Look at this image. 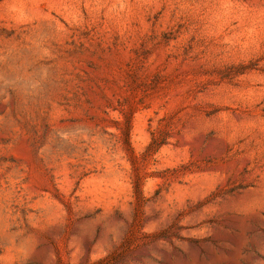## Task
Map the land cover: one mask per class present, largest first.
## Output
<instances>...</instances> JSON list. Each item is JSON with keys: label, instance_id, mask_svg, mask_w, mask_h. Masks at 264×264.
I'll use <instances>...</instances> for the list:
<instances>
[{"label": "rangeland", "instance_id": "obj_1", "mask_svg": "<svg viewBox=\"0 0 264 264\" xmlns=\"http://www.w3.org/2000/svg\"><path fill=\"white\" fill-rule=\"evenodd\" d=\"M0 264H264V0H0Z\"/></svg>", "mask_w": 264, "mask_h": 264}]
</instances>
